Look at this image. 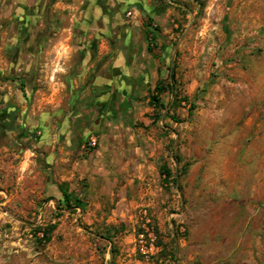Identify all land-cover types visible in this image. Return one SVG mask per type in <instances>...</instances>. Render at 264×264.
Listing matches in <instances>:
<instances>
[{
  "label": "crops",
  "instance_id": "1",
  "mask_svg": "<svg viewBox=\"0 0 264 264\" xmlns=\"http://www.w3.org/2000/svg\"><path fill=\"white\" fill-rule=\"evenodd\" d=\"M49 4L52 21L70 15L94 27L77 31L64 26L52 29L51 37L41 30L17 31L16 40L0 46V264H106L114 249L130 257L134 230L119 223L132 221L136 199L150 206L156 219L164 263H171L173 253L185 258L189 248L174 236V219L165 213L170 205L161 208L167 195L156 185L166 161L160 125L177 121L155 108L138 115L118 109L130 99L152 95L157 84H169L153 41L169 32H161L156 23L178 22V17L160 0ZM86 5L95 6L92 15L68 12ZM146 17L159 29L151 43ZM47 104L52 107L46 109ZM91 135L97 145L87 150ZM62 192L82 202V229L54 222L45 244L42 232L52 226V203L58 204ZM58 210L66 211V218L72 212Z\"/></svg>",
  "mask_w": 264,
  "mask_h": 264
},
{
  "label": "rangeland",
  "instance_id": "2",
  "mask_svg": "<svg viewBox=\"0 0 264 264\" xmlns=\"http://www.w3.org/2000/svg\"><path fill=\"white\" fill-rule=\"evenodd\" d=\"M172 1L160 0L178 22L156 23L161 32H169L158 35L153 49L174 74L173 92L159 100L177 123L160 125L165 130L164 165L171 177L156 185L167 195L160 205H170L165 213L174 219L171 230L192 258L173 253L169 264L184 259L186 264H264V0ZM94 9L74 6L68 12L92 15ZM53 15L49 0H0V46L16 40L17 31L41 30L51 37L52 29L64 26L77 31L94 27V22L70 15L55 22ZM150 96L130 99L118 109L133 115L157 109L147 101ZM136 201L132 221L119 223L134 230L133 252L124 259L114 249L106 264H165V252L148 261L137 252L142 211L156 226L160 241L162 236L150 206ZM58 209L52 203V225L68 221L82 229L80 211L66 218L67 212ZM176 227L185 229L184 236ZM57 239L62 244L63 236Z\"/></svg>",
  "mask_w": 264,
  "mask_h": 264
},
{
  "label": "trees",
  "instance_id": "3",
  "mask_svg": "<svg viewBox=\"0 0 264 264\" xmlns=\"http://www.w3.org/2000/svg\"><path fill=\"white\" fill-rule=\"evenodd\" d=\"M101 8H102L104 13L107 12L105 7L101 6ZM144 28H145L146 33L148 34V36H150V43H151V40L156 38V33L159 32V29L157 27H152L150 25V23H148V22L144 23ZM150 43H149V46L147 48V51L149 53H151V51H152ZM168 78H169V84L165 88L163 86H161L160 84H157L155 86V88L153 89L152 95L149 97V103L152 106L156 107L157 109L159 108V109L163 110L164 112L166 111L165 115L169 114V109L166 108V107H163L162 103H160L159 96L165 90L173 92L174 74L172 72L168 71ZM191 106H192V109H193L194 105H191ZM161 175L163 176L162 181H165L166 179H169L171 177L170 170L167 167H165V165L161 167ZM57 206H58L59 209H62V210L76 211L77 209H79L81 213L83 212V204H82V202L75 195L67 194L65 192H62V198L58 202ZM53 228H54V225H52L50 227H47L45 230H43L42 237H41V241L43 243H47L49 241V239H50V237H49L50 230L51 229L53 230ZM156 233H157V229H156ZM158 244L162 247L161 252H164V248L162 246V243H161L160 239H158ZM173 255H172V257H173Z\"/></svg>",
  "mask_w": 264,
  "mask_h": 264
},
{
  "label": "built area",
  "instance_id": "4",
  "mask_svg": "<svg viewBox=\"0 0 264 264\" xmlns=\"http://www.w3.org/2000/svg\"><path fill=\"white\" fill-rule=\"evenodd\" d=\"M97 145V138L95 135H91L86 142V149L93 150ZM76 211H80L77 209ZM144 218V223L139 229L136 239V249L139 255L146 261L157 257L162 250V247L158 244V235L156 233V226L146 217V210L140 213ZM184 236L185 229L183 227H176L175 231ZM176 232V233H177Z\"/></svg>",
  "mask_w": 264,
  "mask_h": 264
}]
</instances>
